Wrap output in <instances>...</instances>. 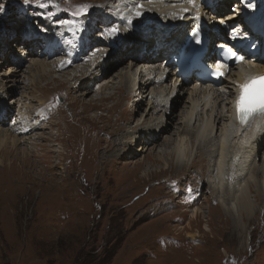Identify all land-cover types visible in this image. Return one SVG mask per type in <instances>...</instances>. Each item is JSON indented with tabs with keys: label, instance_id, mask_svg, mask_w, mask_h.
I'll return each instance as SVG.
<instances>
[{
	"label": "rangeland",
	"instance_id": "rangeland-1",
	"mask_svg": "<svg viewBox=\"0 0 264 264\" xmlns=\"http://www.w3.org/2000/svg\"><path fill=\"white\" fill-rule=\"evenodd\" d=\"M52 1L59 4L51 11L54 15L41 17L45 22L42 24L51 29V48L55 49L60 44L74 42L71 33L79 31L75 26L77 16H74V24L63 30L57 19L61 11L73 12L81 4L90 5L88 11H93V6L108 1L116 3L117 0ZM41 2L47 1L38 3ZM23 4V0H0L4 8L0 12V44L6 38L8 40L5 55L0 56V61L5 63L0 73H8L11 67L21 62V74L26 72V75L20 74L23 78L17 80L19 85L14 98L20 97L18 102L31 100L34 105L27 117H22L25 112L17 110L16 106L11 111L15 115L23 112L20 113L21 121L32 120L31 116L43 118L48 109L53 110L48 103L51 98L60 91L69 92L70 97L67 101L66 98L56 100L61 110L47 128L41 124L42 131H36L31 142L22 143L35 147L46 156L44 161L47 162L37 163L35 161L40 158H35L23 163L21 155L15 161L16 153L11 156L0 151V160L5 163L3 167L0 165V264H264V198H256L253 192L258 190L261 168H252L257 185H249L252 191L249 187L247 189L251 192L255 209L253 221L246 222V232L238 238L237 224L231 219L227 221L217 198L210 191L209 162L198 158L191 167L197 153L192 145L190 152L193 156L189 157L192 160L185 168H178L172 155L168 160L166 156V169L156 161V146L157 152L159 148L170 151L168 144L163 146L164 140L160 137L147 142L149 149L145 152L140 149L129 157L114 155L120 148L130 149L126 143H134L135 137L131 136L136 131L138 119H142L146 111V103L141 97L147 86L142 80V84L137 81V94L130 98L134 86L129 85V77L135 78V70L133 73L129 71V58L122 59L121 64L115 63L106 78L102 76L108 86L101 85L102 90L99 87L98 91L90 88L87 95L82 86L77 87L73 83L75 80L69 82V77L64 76L68 74L64 73L53 74H60L61 78L49 86L45 81L37 80L34 84L27 81L33 65L29 56L41 52L31 51L27 57L22 56L19 39L10 35L8 24L4 23L11 19L20 25L24 19L21 20L17 12L23 9ZM20 29L14 28L18 34ZM65 31H71L68 38ZM45 32L48 30L28 26L21 35L32 33L35 39H39ZM126 39L133 38L127 36ZM72 59L68 57V61L72 62ZM139 69L137 67V71ZM4 80L1 76L0 87ZM82 93L86 96L82 97ZM102 96L105 98L101 100ZM2 98V102L8 103L10 97ZM188 100L189 95L185 94L182 101L175 100L172 105L173 114L167 119L169 130L162 135L168 136L167 141L174 138L176 128L180 127L176 124L187 110ZM2 117L6 118L5 114ZM199 120L189 128L193 133ZM20 122H11L9 127L17 129ZM79 124L84 128L83 132L74 128L69 130ZM148 127L150 124L136 136L142 143H145L143 136ZM37 140L43 144H38ZM26 148L20 151L24 152ZM35 148L31 149L32 152ZM56 148L59 153H48ZM139 165H147L148 171L137 170ZM143 172L149 176L145 178ZM198 210L201 214L196 217L194 214ZM188 235L199 238L188 239Z\"/></svg>",
	"mask_w": 264,
	"mask_h": 264
},
{
	"label": "bare ground",
	"instance_id": "bare-ground-1",
	"mask_svg": "<svg viewBox=\"0 0 264 264\" xmlns=\"http://www.w3.org/2000/svg\"><path fill=\"white\" fill-rule=\"evenodd\" d=\"M227 1H231V0H227ZM240 1L245 2V0H240ZM208 2L209 0H195V7H194L192 4H189L187 0H124V3L114 7V12L116 15L112 17V19L105 20V24L112 23V25H110L111 27L112 26L117 27L118 25V29L122 30L124 24L128 20H131L134 17L135 19H139V21H141L142 23L147 24L148 26L146 28L148 29L144 31L135 28L136 30H140V31L135 33V36L132 37L133 39H128V40L124 38L121 39V41L117 43V47L114 49L115 51L113 53L111 52V56L107 60H105L104 65L99 66L97 72L102 70V73H104V76L106 78L109 70L112 69V66L115 63L121 64L122 62H124L122 59L129 58L130 61H129L128 69L129 71H131V73H133L132 71L135 70L134 72L135 78H132V76L129 77L131 80V84L128 81L129 79L128 77H127L128 79H125L127 80L126 82L127 84L129 83V85L134 86V88L132 89L134 93L133 92L131 93L130 98L133 99L134 95L137 94L136 91L137 81H139L140 83V80H142L144 82V85L147 86L145 92L142 91V93L144 94L141 97L144 98L145 100V101L143 100V102L144 104L146 103V107L144 108L146 109V111L142 116L144 119L143 118H142L143 120L141 118L138 119V124L135 126L136 131L131 136L133 138L135 137L134 143L133 144L126 143L127 145L130 146V149L124 150L120 148L114 155H124L129 157L130 155L138 153L140 149L142 152H145L146 149H149L147 142H151L153 138L157 139L160 137V140H164L163 146L167 147L168 144V146L170 147L169 148L170 151L167 152V150L164 151L163 148H159L160 150L157 152V146L156 147L154 146L156 148L155 149L156 154H158V156H156L157 159L156 161L162 163L164 165V168L166 169L167 160L172 155L174 159L177 160L178 168H182L183 166L185 168L186 163L192 160L189 159V157L193 156V153L190 152L192 145L194 149L196 148L197 153L191 162V167L193 166L194 162L197 161L198 158H203L205 162H209L208 184L210 185V191L212 193V196L217 198L222 208V211L224 212L225 217H227L228 219L227 221H230L231 219L233 223L237 224L235 225V228L238 229L237 235L239 238V236L242 237L241 235H243L246 232V226L244 225L246 224V222H252L253 215L255 214L254 205L250 199L251 192H248L247 189L250 184L257 185L255 183V179L251 172L252 168L256 166H258L261 169L256 167L260 170V174H258L259 176L258 188L255 187L258 190H254L253 192L256 194V198L260 200L264 198V158H263L264 154L262 150L260 151V148L256 149V147H254L253 145L250 152L248 153L247 156L244 157L243 162L240 165L238 164L239 152L242 150H247L248 149L247 146L250 145L251 143L260 141L263 137L264 131H260L262 133L260 135L257 133L254 138L252 137L251 133H248V135L251 137V140L247 144L241 143V140L243 138L242 134H238L235 130H231V137H229L228 127L229 125H233V122L230 123V118L232 117L233 114L232 101H231V96L233 95L231 90L233 86L230 83L233 77L232 74H230L227 78V81H224L221 86L217 87V89H211L210 87H205L201 89L200 87H198L196 80L194 78L190 79L188 82H185L180 75H172V73L175 74V71H172V73L171 71H168L165 74H163L162 70L164 68L161 66L163 65L164 61L163 60L159 61V60L162 59V57L169 59L168 57L165 56V53H160L159 50L158 53H155V55L160 54V56L157 58L153 57L154 54L150 55L152 48L156 46L155 41H152V39H154L155 37L161 38L159 32H152L151 30L158 29L159 23H162L163 21L166 20V19L164 20V16L167 13H169L170 10L177 9L178 11H182V9L187 8L188 9L187 12H192L193 10L197 12L199 9L203 10V8L207 6ZM226 3L228 2H224L223 4L226 5ZM138 4L143 5V9H142L143 15L140 17H137L134 11L135 7ZM215 4L218 5V1L215 2ZM207 10H211V8H207ZM224 11L225 9L222 10V12ZM97 14H100V11L97 12ZM219 15L221 16V14ZM90 18H93V16ZM222 19L224 18L221 19L212 18L211 23L208 24V27L211 28L215 27L217 29H221V31L223 32L224 23L226 21ZM5 21L6 22L4 23L8 24L9 30L11 32L10 34L11 36H16L18 34V32L14 30V28L20 27L22 28L20 30H23L29 25V22H27L26 19H24V21L20 25L19 22H15L11 19ZM111 27L109 29L106 28L108 30L106 33L110 31ZM129 27L134 28L137 27V25H132L129 23ZM63 30L65 29L63 28ZM147 31H150V33H145ZM57 36L55 35V37ZM40 41L42 40L36 41L37 45H39L36 47V50H39V52L44 53ZM167 42H170V40H167ZM7 43L8 40L5 39V42H3L2 45L0 44L1 45L0 54L1 53L5 54V50L7 48H4V46ZM148 44H149V50L146 54H144L145 55L144 62L139 63L137 59L141 53L147 50L145 46ZM161 47L162 44L160 43V48ZM30 49L31 47L28 46V49L26 50L30 51ZM60 55H61L60 52L55 53V57H59ZM29 57L30 60L33 62V65L30 66V72L29 75H27V81H29L31 84L37 83V80H39V81L47 82L45 84L49 86L50 83L55 82L57 79L61 78L60 74L59 76L53 75L56 74L55 68L57 62L54 61L52 58L48 59L47 56H43L39 58L37 56H31V55ZM210 58H211L210 55H207L205 57V59H210ZM27 60L29 61V58H27ZM20 63L21 62H17V64L14 65V67L10 68L8 73H3V74L0 73V78L1 76H3V78L5 79L3 83H1L2 87H0V110L6 111L7 117L10 118L8 121L4 120L5 118L3 120L0 119V151L5 155L8 154L11 156L16 153V155H14L15 161L19 160L16 157H19V155H21L22 157L21 160L23 161V163H28V161L32 159L35 160V158H40L39 161H35V162L45 163L47 162L44 161V158H46L45 155L40 154L35 147L33 146L30 147V144L27 145L22 144L24 142H31L32 141L31 137L35 134L34 132L41 130L40 128L41 126L38 127V129L28 134L20 133L21 129H14L15 127L11 128V126L9 127L10 122L14 123L21 121L20 113L22 114L23 112H25L22 114V117H27L28 116L27 113L31 110L32 107H34L33 101L31 100H29L30 102H28V99L25 101L22 100L21 102L20 101L18 102V99L20 97L14 98V94L16 93V87L19 85V82L17 83V80L23 78V76L21 75H26V72L21 74L22 70H20L21 69ZM4 65L5 63L3 64V62L0 61V69H3ZM105 67H107V69H105ZM137 67L140 68L138 71H137ZM254 67L259 68V66H254ZM87 71H88V66L82 67L81 72L70 71L64 73V74H68L64 76L69 77L70 79L68 80L69 82L75 80V82H73L75 85L78 82H81L80 80L84 79L83 80L84 82L83 84L80 85V87L82 86V90L85 91L84 93H86V95L91 91L88 88L91 83L93 84V86L95 85V87L99 86L100 90H102L101 85L108 86L106 84L107 80H104L103 77L99 79L90 76L86 77ZM80 73L81 75L78 76V74ZM148 73H154L155 76L152 78V76L148 75ZM261 73L263 72L260 71L257 72V74H261ZM30 75L31 76L33 75L32 76L33 79L30 78ZM125 76H128V74ZM147 76H150L151 79L146 78ZM172 78L176 79L177 81L174 82ZM121 85L123 86L124 83H122ZM86 89H88L89 91H86ZM222 89L225 90L223 94H222ZM185 94L189 95V100L187 102V111L182 115V117L178 120L176 124V127L178 126L180 127L176 128L177 132L173 135L174 138L167 141L168 136L167 135L162 136V135L164 132H167L169 130L168 129L169 121L167 119H169L168 116L173 114L174 109L172 105L174 104L175 100L182 101ZM86 95L82 93V97ZM3 96L7 98L10 97L8 103L2 102ZM151 96L152 98L149 99V97ZM21 98H24V95ZM104 98L102 96V98L100 99L102 100ZM15 106L17 107V110L20 109L23 112H20L15 115L11 111L16 109ZM198 118L200 119L199 125L195 129V133H193L192 131H190L189 128L193 120H197ZM145 124L146 125L150 124V127H148L149 129L147 130V132L150 133L149 134L147 132L145 133L146 135L143 136L144 138L143 140L145 141V143H142L141 138L140 137L137 138L136 136L143 133V131H145L143 129L146 126ZM5 126L7 127V129H5ZM75 127L77 126H72L70 127L69 130H72L74 128L75 131L78 132H80L81 130L82 132L84 131V128L81 126V124H79L80 128L77 127L79 129H76ZM37 141L36 142L38 144H43V143H39V140ZM111 144L112 143L110 141V145ZM26 146L27 148L24 150V152L20 151ZM14 147H18V149H14ZM32 148L33 149L35 148L36 152L35 151L32 152L31 150ZM48 153L57 154L59 153V150L57 148L54 150L52 149ZM166 156H167V160H166ZM2 157H4V155ZM128 162L129 161L127 159V163ZM123 163L125 164V162L122 161V164ZM260 163L262 164V167ZM0 165L3 167L5 166V163L2 160H0ZM145 167L148 166L139 165L137 170L139 169L141 171L143 170L148 171V169ZM143 176L147 178L149 174L147 175L146 172H143ZM255 177H257V175H255ZM249 189L252 191L251 186L249 187ZM208 211L210 213V210ZM200 212L201 211L198 210L194 214V216L196 215V217H198L201 214ZM209 221L210 219L207 220L208 224ZM187 238L195 240L194 238H199V237L188 235Z\"/></svg>",
	"mask_w": 264,
	"mask_h": 264
},
{
	"label": "snow or ice",
	"instance_id": "snow-or-ice-1",
	"mask_svg": "<svg viewBox=\"0 0 264 264\" xmlns=\"http://www.w3.org/2000/svg\"><path fill=\"white\" fill-rule=\"evenodd\" d=\"M25 4H30L31 0H23ZM189 4H192L195 7V0H187ZM247 7H254L253 4L247 2ZM59 7V4H53L52 0H47V2L38 3V7L41 9H47L49 7ZM91 6L88 4L78 5L76 10L72 12L73 16H83L85 15ZM143 5L138 4L134 11L137 17L143 15ZM4 8L0 5V12H3ZM182 11L187 12L188 9H182ZM40 15H44L43 13H39ZM54 13L49 12L47 16L50 18ZM183 18V17H179ZM196 19L199 20V14L197 13ZM62 25H67L70 21H59ZM42 31H46V29H42ZM120 29L117 27H112L110 31L107 33L109 36H112L118 33ZM200 41L197 40V43ZM100 49H96V52H99ZM107 55V53H105ZM95 56V52L93 53V57ZM225 60H232L235 63L239 64L245 60V57L240 55L236 51H232L229 49L225 55ZM62 65L65 62H61ZM66 63H71V61H67ZM226 65L221 62L217 65L216 74L218 76H225L226 73L224 69ZM237 93L235 96V100L232 103V108L235 113L236 126L235 131L238 134H242V144H247L250 142L251 137L248 135L249 132L255 131H264V75H256V76H248L245 78L244 82L236 83ZM222 91H225L222 89ZM191 191V189H189Z\"/></svg>",
	"mask_w": 264,
	"mask_h": 264
},
{
	"label": "clouds",
	"instance_id": "clouds-1",
	"mask_svg": "<svg viewBox=\"0 0 264 264\" xmlns=\"http://www.w3.org/2000/svg\"><path fill=\"white\" fill-rule=\"evenodd\" d=\"M23 30H24V29H23ZM112 53H113V52H112ZM110 56H111V54H110ZM110 56H109V57H110ZM109 57H108V58H109ZM108 58H107V59H108ZM107 59H106V60H107ZM103 76H104V75H103Z\"/></svg>",
	"mask_w": 264,
	"mask_h": 264
}]
</instances>
